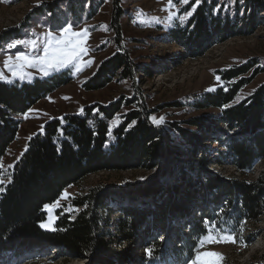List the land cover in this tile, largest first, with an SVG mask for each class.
<instances>
[{
	"label": "trees",
	"instance_id": "16d2710c",
	"mask_svg": "<svg viewBox=\"0 0 264 264\" xmlns=\"http://www.w3.org/2000/svg\"><path fill=\"white\" fill-rule=\"evenodd\" d=\"M215 4L213 1H202L185 26L172 27L169 34L184 46L194 45L200 49L204 46L203 42L207 43L215 37L221 40L240 32V24L233 23V20L241 18L240 15L237 14L235 19L217 16ZM253 6L256 7V4ZM244 68L229 71L224 79L230 80L245 72L247 69ZM133 70L128 56L118 52L99 66L84 87L88 90L103 88L120 71L126 78L133 77L137 71ZM144 72L151 75L149 68H145ZM72 79L69 70H63L45 78H35L31 83L16 81L9 84L0 81V159L16 140L21 123L19 117ZM246 84L231 85L227 90L221 86L214 92L206 93L202 103L196 106L213 107L221 114L215 120L202 116L192 123L198 129L218 133L216 139L221 147H225V151L219 152L220 164L230 159L241 175L252 172L253 164L264 157V85L253 91L245 101L235 103ZM119 111L120 104L116 102L93 104L85 107L81 114L50 120L42 131L29 139L25 151L6 174L9 180L0 183V188L4 189L0 192L1 257L7 252L10 256H17L34 248L59 247L62 252L68 249L75 257L87 260V264H114L116 261L127 264L137 260L138 256L131 252L137 246L136 240L148 244L146 238L155 229L153 222L163 220L164 227L167 216L174 221L178 219V224L190 233L185 240L178 236L179 232H175L177 244L183 251L186 248L189 258L194 256L200 240L209 233L206 220L209 224L215 222L213 230L219 228L220 232L231 235L236 242L245 243L244 248L249 245L253 234L248 232L243 235V232L264 215V177L255 181L243 176L220 178L206 169L205 155L197 157L194 163L179 166L178 175L173 178L183 187L173 192V201L172 197L168 200V196L162 198L160 195L153 197L152 206L121 207L124 218L119 222L117 235L109 233V220L102 212L110 210L109 201L114 193L134 198L131 190L120 192L108 187L92 188L74 202L79 209L73 214L57 211L53 230L41 227L47 219L45 205L55 202L67 187L89 174L152 169L159 164L157 159L172 153L170 145L174 143H169V140L175 137L169 131L163 132L154 126L149 112L144 108L131 112L129 123L111 129ZM219 120L226 125V130L216 125ZM228 129L233 133H228ZM109 130L111 135L108 134ZM177 130L179 138L189 143L186 149L190 157L195 158L194 148L199 143L200 134L197 130ZM3 177V170L0 169V178ZM140 191L155 196L158 189L150 184L148 189ZM192 204L197 205L192 207ZM170 229L174 232L172 227ZM213 230L211 232H215ZM109 238H116L120 247ZM158 243H151L152 256L147 257L144 253L142 264H153L163 259L167 248ZM122 244L126 247L123 250ZM172 250L177 251V248L173 247ZM178 254L180 256L181 253ZM252 264H264V256Z\"/></svg>",
	"mask_w": 264,
	"mask_h": 264
},
{
	"label": "rangeland",
	"instance_id": "374dc122",
	"mask_svg": "<svg viewBox=\"0 0 264 264\" xmlns=\"http://www.w3.org/2000/svg\"><path fill=\"white\" fill-rule=\"evenodd\" d=\"M202 1L204 0H201V3ZM207 1L217 4H215L217 16L235 19L239 14L241 18L233 20V23L240 24L238 26L242 27V30L234 32L236 34L227 35L221 40L215 37L207 43L203 42L204 46L197 49L194 45L184 46L176 42L169 34L172 27L185 26L193 16L184 22L178 19L170 21V13L182 15L193 8L195 0H190L188 4L172 0L174 7H169V0H0V71H3L5 76H10L4 68V60L7 56L14 57L17 51H25L22 46L8 49L7 46L11 42L33 39L42 46L50 28L54 35L59 36L57 27L69 22L73 24L75 31L87 28L89 33L88 54L81 57L79 61V67L82 70L76 72L71 67L63 69L69 70L72 74L71 82L37 102L19 117L21 123L16 140L0 159V169L4 173V177L0 178L2 183L9 180L6 175L12 168L9 165H14L18 161L29 139L42 131L47 122L65 115L81 114L83 112L81 109L93 104L109 105L114 102L120 104V111L113 120L111 129L120 124L129 123V114L144 108L149 112L150 119L163 117L164 120L159 126L152 122L153 125L163 132L169 131L175 137L169 140V143H174L170 145L172 153L157 159L159 164L152 169L100 171L89 174L78 183L67 187L55 202L49 204L55 205L53 210L49 212L45 209L47 219L42 224L49 226L45 229L53 230L57 211L69 214L77 211L79 208L74 206V202L88 194L92 188L108 187L120 192L131 190L135 195L134 198L114 193L113 199L109 201L110 210L102 212L104 217H108L109 233L117 235L119 222L124 218L121 207L152 206L153 197L160 195L162 198L168 196V200L172 197L173 201V192L177 189L180 191L183 187V184L173 178L178 175L179 166L183 163L196 162L197 157L202 155H205L206 169L220 178L243 176L255 181L261 176L264 177V157L253 164L252 172L241 175L230 159L220 164V153L225 151V147H221L216 139L218 133L215 130L198 129L197 126L192 125L196 118L209 116L215 120L221 114L213 107L198 108L196 106L197 103H202L206 93L214 92L221 86L228 89L231 85L246 82L247 84L236 97L235 103H239L248 99L253 91L264 85V0ZM254 4L256 7L253 6ZM118 52L125 53L132 64V69L137 70L133 73V77L126 78L120 74V71L105 87L95 90L86 89L84 84L95 74L99 66ZM243 67H245L244 70L247 69L245 72L230 80L224 79L229 71ZM145 68H149L150 76L144 72ZM26 71L33 75L31 82L35 78L42 77V73L36 69L29 68ZM61 71H52L50 75ZM209 89L214 90L208 91ZM217 122L216 125L219 128L223 127L226 130L224 123L220 120ZM41 126H43L42 129ZM178 128L197 130L200 134L199 143L194 148L195 158L190 157L186 149L189 143L179 138ZM227 131L229 133L231 130ZM202 180L204 181V178ZM150 184L158 189L155 196L150 195L149 192L140 191L148 189ZM194 205L197 204H192V207ZM189 207L191 209V206ZM177 220L174 221L167 216L164 227L163 220H155L153 222L155 229L146 238L148 244L145 245V241L140 239L136 240L137 246L133 247L131 252L138 256L137 260L127 264H142L145 249L154 242L161 243V247L167 250L163 259L153 264H190L197 252L218 253L219 264H252L259 262L264 256V215L257 223H251L249 230L243 232V235H247L248 232L253 234L246 248L243 242L220 239L228 234H223L219 228H215L217 230L212 228L215 232L208 233L207 236L211 234L219 242L208 243L205 236L202 238L205 239L204 245L201 246L199 242L192 258L188 257L186 248L183 251L177 244L178 236L181 235L185 240L190 236V233L185 232V227H181ZM170 227L174 229V232H171ZM175 232H179L178 236ZM109 239L120 247L116 238ZM173 247H176L177 251H173ZM125 248V244H122V250ZM64 251L62 252L59 247L40 248L36 252L24 253L23 257L10 256L11 254L7 252L3 257L0 256V264L88 263L85 259L75 257L68 249ZM178 252L181 253L180 256ZM114 264L119 263L116 261Z\"/></svg>",
	"mask_w": 264,
	"mask_h": 264
},
{
	"label": "snow or ice",
	"instance_id": "6c2138e0",
	"mask_svg": "<svg viewBox=\"0 0 264 264\" xmlns=\"http://www.w3.org/2000/svg\"><path fill=\"white\" fill-rule=\"evenodd\" d=\"M180 3L188 4L190 0H179ZM235 2V0H234ZM201 0H195L193 8L189 11L184 12L182 15L177 16L175 12H171L169 15V20L178 19L180 22L186 21L189 17L193 15L195 7H198ZM169 7H174L172 0H169ZM51 15V14H49ZM57 30L60 35H54L52 29H49L46 39L43 40L42 46L33 39L16 40L11 42L7 47L8 49L17 48L22 46L25 51H17L15 56L8 55L4 60V68L10 73V76H5L3 71H0V81L4 83H15L16 81L31 83L33 75L27 72L26 69H36L42 73V77H46L51 74L52 71H61L66 68H74L76 72H80L82 69L79 67V61L81 57L88 54L87 51V41L89 39L88 29L84 28L80 31H75L72 23H66L64 25L58 26ZM35 35V33H32ZM90 66V64H88ZM219 80V77H217ZM214 89H209L212 91ZM227 90V89H225ZM31 111V110H30ZM83 110L81 109V112ZM27 118V116L25 117ZM63 119V118H61ZM154 124L159 126L164 118L151 117ZM135 124V121L132 122ZM131 127V125H129ZM43 126H41V129ZM109 135H111V130H109ZM13 167V165H9ZM3 181L0 180V183ZM4 189L0 188V192ZM67 194L65 193V196ZM58 204V202H57ZM55 205H45V209L49 212L53 210ZM205 224L208 226L209 233H211L212 228L215 227V222H209L206 220ZM42 228H48L47 224H41ZM163 239V238H161ZM220 239L223 240H234L231 235H224ZM208 243L219 242L215 240L211 234L206 237ZM205 239H201L200 244L203 246ZM147 257L152 256L153 249H145ZM215 258V259H209ZM220 256L215 252H197L195 259L190 261V264H219Z\"/></svg>",
	"mask_w": 264,
	"mask_h": 264
},
{
	"label": "bare ground",
	"instance_id": "6f19581e",
	"mask_svg": "<svg viewBox=\"0 0 264 264\" xmlns=\"http://www.w3.org/2000/svg\"><path fill=\"white\" fill-rule=\"evenodd\" d=\"M34 249H36V251L40 250V248H34ZM23 256L24 254H20V257H23Z\"/></svg>",
	"mask_w": 264,
	"mask_h": 264
}]
</instances>
